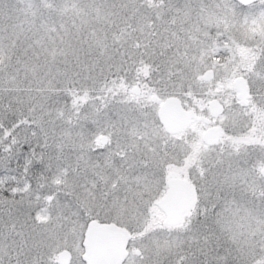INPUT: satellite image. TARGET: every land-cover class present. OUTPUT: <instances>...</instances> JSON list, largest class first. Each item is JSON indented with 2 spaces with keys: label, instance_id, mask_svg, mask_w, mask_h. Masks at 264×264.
I'll list each match as a JSON object with an SVG mask.
<instances>
[{
  "label": "snow or ice",
  "instance_id": "6c2138e0",
  "mask_svg": "<svg viewBox=\"0 0 264 264\" xmlns=\"http://www.w3.org/2000/svg\"><path fill=\"white\" fill-rule=\"evenodd\" d=\"M0 264H264V0H0Z\"/></svg>",
  "mask_w": 264,
  "mask_h": 264
}]
</instances>
